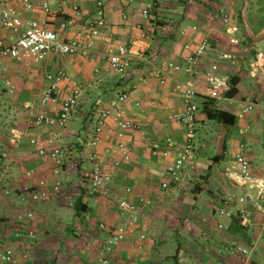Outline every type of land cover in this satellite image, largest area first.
<instances>
[{"label":"crops","instance_id":"1","mask_svg":"<svg viewBox=\"0 0 264 264\" xmlns=\"http://www.w3.org/2000/svg\"><path fill=\"white\" fill-rule=\"evenodd\" d=\"M11 1L22 11L24 21H45L64 40L72 37L71 32L59 27L62 20L72 15L68 0H49L50 17L37 7L25 10L20 0ZM96 1L78 0L83 18L95 12ZM100 1L105 8L106 24L102 38L96 40L90 54L51 53L40 62L0 56L1 79L3 83L10 80L14 85L12 93L5 84L0 89L2 96L9 94L8 99L0 96L2 246L13 250L16 264H96L102 240L109 230L123 221L117 205L119 200L125 199L137 206L140 224L108 254V264H174L175 260L180 264H218L220 261L224 264H264V215L260 208L263 201L257 190L233 185L232 173L222 169H216L214 177L209 172L196 174L199 166L196 150L194 161L184 168L181 180L161 187L167 181V164L184 143L183 130L174 121V116L183 110L181 94L174 89L176 80L191 78L199 91L195 122L199 148L211 145L220 134L226 139L237 122L229 126L210 123L200 109L209 88L206 70L212 63L218 64L221 75L240 77L237 95L217 100L219 109L235 114L239 108L231 110L232 106L253 100L258 103L256 109L264 111V80L249 76L248 63L242 66L249 56L250 44L245 41L238 22L240 0H218V4L209 0ZM149 1L154 7L150 15L143 18L140 8ZM223 13L229 15L227 23L223 21ZM157 19L166 24L156 26ZM246 20L256 36L264 34V0H248ZM193 26L197 27L196 31L192 30ZM230 26L237 28L233 35L227 33ZM182 29L186 30L185 35H181ZM16 38L17 33L0 24L1 41L12 43ZM203 39L207 40L209 49L193 67L192 73L167 70L168 77L161 84L155 74L156 68H165L167 62L183 64L184 43L190 41L195 45ZM257 42L253 41L251 47ZM119 44L138 48V54L131 58L130 67L123 73L112 72L100 57L107 47ZM223 53L230 57L223 58ZM57 71H63L68 80L60 83L55 102L42 105L41 95L49 85L46 75ZM70 81L79 85L81 97L68 115L69 127L35 126L33 119L39 112L58 113ZM123 92L128 93L129 99L115 116L130 119L139 128L125 134V153L110 154L107 149L117 143L116 125L113 117L107 121L96 149L104 155L105 165L112 171L111 191L106 196L93 194L89 190L91 165L88 160L91 131L101 105ZM136 101L139 106H135ZM253 119H247L246 128ZM89 120L91 126L86 125ZM245 130L233 131L229 143L235 144L239 133L245 136L243 141L247 140L253 147L259 141V135L255 131L245 133ZM15 133L20 140L12 143L10 138ZM50 137L56 140L63 153L65 168L62 175L70 178L66 184L62 179L63 185L57 191L53 189L52 162L47 155L39 154L40 149H49L46 139ZM166 138L175 142L170 155L151 156V142L163 143ZM222 143L225 147L226 141ZM244 146L245 143H239L238 152L241 148L244 150ZM244 152L253 175H264V157L259 155L257 148ZM28 171L32 172L31 176L26 174ZM202 176L205 179L202 180ZM40 181L44 183L40 185ZM210 182L215 190L226 189L227 194L247 193L246 205L253 218L251 226L243 228L239 222L232 224L231 221L227 229H219L217 222L207 218L197 221L192 216L197 203L206 201L200 195L206 193ZM31 190L44 191L46 196L32 202L27 194ZM79 196L87 209L76 215L72 204ZM27 211L32 212V218L19 220L18 215ZM211 214L216 216V211L212 209ZM101 224L105 228H101ZM29 230L33 231L32 236L28 235ZM141 234L145 236L143 239ZM167 237L169 245L173 242L171 237L175 242L165 252L162 247L168 243ZM237 246L247 248L249 253L244 255L235 251Z\"/></svg>","mask_w":264,"mask_h":264},{"label":"built area","instance_id":"2","mask_svg":"<svg viewBox=\"0 0 264 264\" xmlns=\"http://www.w3.org/2000/svg\"><path fill=\"white\" fill-rule=\"evenodd\" d=\"M25 10H33L34 7L39 8L47 17H50L51 11L49 7V0H37L34 4L32 0H20ZM71 3L72 15L59 24L60 29L71 32L72 37L69 40H64L54 30L48 27L45 21H38L35 19L24 21L21 17L22 11L17 9L11 0H0V24L4 28L10 29L17 33V38L12 43H4L0 40V56L10 57L17 61L32 60L33 62L42 61L47 55L68 54V55H82L90 54L96 44V40L102 38V30L105 28V8L102 1H96L95 12L83 18L79 10L78 0H68ZM131 1V0H128ZM64 2V1H63ZM154 7L153 2H146L140 8V15L147 18ZM229 15L223 13V21L227 23ZM193 31L197 30L196 26L192 27ZM236 26H230L227 33L235 34ZM181 35L186 34V30L180 31ZM143 36V34H142ZM186 52L184 63L167 62L165 68H156L155 74L159 77V82L163 84L168 77L167 70L181 71L187 75L192 73L193 67L199 63L203 56L209 49V44L206 39L196 43L187 41L183 45ZM254 48L250 45V50ZM138 54V48L126 47L124 45L109 46L100 53L101 59L105 60L112 72L123 73L130 67V61L133 56ZM223 58H229L227 53L222 54ZM248 74L254 79L264 80V52L257 50L252 54L248 62ZM206 76L209 82L207 97L219 100L224 98V93L230 89L228 76L219 73V66L212 63L206 70ZM46 79L49 81L48 87L43 91L40 102L42 105L47 102L56 101V92L59 89L60 83L67 81L68 77L63 71H57L55 74H47ZM5 87L9 93L14 91V85L10 80L4 81ZM69 91L61 101L60 109L55 115H48L39 112L34 116L33 124L35 126H64L67 122L70 111L77 105L81 97V89L75 81H70ZM174 89L180 92L183 99V110L174 116L175 123L180 126L184 133V143L180 151H178L165 168L167 181L161 184L162 188H166L169 183H178L181 180V175L184 168L192 163L195 158V136H196V112L198 111V103L196 97L199 93L194 81L191 78L176 80ZM129 99L126 92L120 93L101 105L98 116L95 120L93 129L91 131V140L88 153V160L90 162L89 174V190L93 194L106 196L111 191L112 171L105 165V157L99 152L96 147L100 143L102 132L107 121L113 117L116 132L115 136L117 143L107 149L110 154L117 152L125 153L124 136L129 131H136L139 125L128 119L119 118L115 116L117 110ZM98 104L101 102L98 101ZM139 106V102L134 103ZM258 103L253 100L241 101L239 109L235 112L238 119L244 118L250 113ZM264 108V101H263ZM20 140L18 134H14L10 141L17 143ZM49 149L42 148L39 150L40 155H47L52 162L51 173L53 176V189L59 190L62 185V171H63V157L60 146L52 137L46 139ZM175 142L171 138H166L163 143L159 141H152L150 146L151 156H169ZM5 156V154H3ZM235 171L231 174V182L233 185L257 190L259 197L263 203L261 212L264 215V175L255 176L252 173L250 161L244 152L243 148L236 153L234 159ZM28 176L32 175L31 171L26 173ZM44 182L40 181L42 185ZM127 191L130 188L126 189ZM29 199L35 202L46 196L44 191H28ZM247 193L235 194L229 193L221 199L220 205L216 211L218 222L216 226L219 229H227L229 222L233 217H237L239 224L243 228L251 226L253 222L252 214L250 213L247 203ZM140 201H143L140 198ZM118 211L123 217V221L116 225L109 234L104 238L99 247V255L96 264H108V254L118 246L129 233H132L134 228L140 224V214L137 206L125 199L118 201ZM31 219L32 212L27 211L25 214H19L18 219ZM101 228H105L103 224ZM19 235V234H17ZM28 235L32 236L33 231L29 230ZM144 234L140 235L143 239ZM233 249V248H232ZM235 251L241 254H248L249 250L243 247H236ZM25 256V255H24ZM0 264H16L14 252L9 247H3L0 239ZM218 264H224L220 261Z\"/></svg>","mask_w":264,"mask_h":264},{"label":"rangeland","instance_id":"3","mask_svg":"<svg viewBox=\"0 0 264 264\" xmlns=\"http://www.w3.org/2000/svg\"><path fill=\"white\" fill-rule=\"evenodd\" d=\"M240 6V5H238ZM251 45V44H250ZM253 48L251 50V53L249 54V56L247 58H245L242 62V66H245L246 63L249 62L250 57H252V54L257 51V50H261L262 52H264V39L258 41L256 44H253ZM248 60V62H247ZM40 65V64H38ZM37 65V66H38ZM144 68V67H143ZM148 70V68H146ZM145 70V68H144ZM0 74H1V67H0ZM3 79H1V75H0V89L2 88L3 85ZM1 98L6 97V99H8L9 94H5L2 96L0 94ZM4 101V99L2 100ZM264 101V100H263ZM219 103H222V101L220 100ZM239 108V106H232L231 110H237ZM249 117H253L254 119L252 120V123L249 124V128H246V124L247 123V119ZM208 122L213 123V124H217L215 121H211L209 120ZM87 126H91L92 125V121L89 120L86 124ZM67 122L64 125V128L67 127ZM69 127V126H68ZM196 128V126H195ZM221 128H223L221 126ZM243 129L245 130V133H251V132H257L258 133V137H259V141L257 143H255V145H253V147H251L252 145L247 144V140L243 141V137L245 139V136H243V134H237V138H235V144H231L229 143V138H232L231 133L234 131H238V129ZM231 133L228 134V137H226V139H223V135H218L219 137H216L215 142L212 143L211 145H208L206 147H201L199 148V144L197 143L196 139H195V150L197 151V156H196V162L199 163V166L196 168V174H203L205 172H209L211 174V176H215L216 174V169H222L223 172H226L228 174H231L235 171V167H233V158L235 153L238 152L239 149V143H245L244 146V150L246 151H250V149H255L257 148L259 155H261L262 157H264V148H263V142H264V111L263 110H258L256 108H254L250 113H248L247 115H245L244 118L241 119H237V122L235 123V125L233 127H231ZM3 131V130H2ZM244 133V135H245ZM226 141V145L225 147H223V143ZM228 141V142H227ZM242 141V142H241ZM63 155V153H62ZM214 156H218L220 157V159L217 162L213 161V157ZM209 165H211V167L209 168ZM63 174V171H62ZM62 179L64 181V184L67 183L68 179H70L68 177V175L63 176L62 175ZM63 185V184H62ZM210 186H205L206 189V193H202L200 196L202 197V199L205 198V202L201 203H197V208H195L192 216L196 218L197 221H202V219H209L211 222L214 221V223L216 224V222H218V218L217 216H215V214H211V210H215L217 211L221 200H219V197L221 195V198H223L224 196L227 195V190L226 189H220L219 191L215 190V188L213 187V184H211V182L209 183ZM208 189L211 190V193L208 192ZM169 237H167L168 239ZM173 242L172 245H169V239H168V243H165L162 247V249L167 252L169 251L168 247H172L174 245V238L171 237Z\"/></svg>","mask_w":264,"mask_h":264},{"label":"trees","instance_id":"4","mask_svg":"<svg viewBox=\"0 0 264 264\" xmlns=\"http://www.w3.org/2000/svg\"><path fill=\"white\" fill-rule=\"evenodd\" d=\"M209 1H212L216 4H218V0H209ZM242 6H243V0H240V7H239L238 12H237L238 22L241 26L242 35H243L245 41L249 44H252L253 40L250 37H248V35L245 32L244 26H243V22H242V18H241ZM207 7H209V6H207ZM164 24H166V22L161 21L160 19H157L155 25L156 26H162ZM153 33H155V31ZM250 53H251V50L249 49V51L247 52V55H249ZM146 55H148V53H146ZM228 79H229V83H230V89L224 93V97L225 98H233L238 93V83L240 81V77L236 74H233V75L231 74L228 76ZM216 102H217V100L209 98V97L203 98V100L200 104L201 105L200 109H201L202 113L205 115L206 119L211 120V121H215L216 123H220V124L225 125V126L233 125L237 120L236 115L231 113V112L219 109L216 106ZM212 159H213V161H216L219 159V157L214 156ZM64 168H65V163L63 160V169ZM201 179L202 180L205 179V176H202ZM199 184L200 183L196 184V187H198ZM72 207H73L74 213L76 215L84 213L87 209L86 204L82 202V199L80 196L77 197V199L73 202ZM238 222H239L238 218L233 217L232 224H235ZM174 264H180V263L177 262V260H175ZM249 264H254V263L250 262Z\"/></svg>","mask_w":264,"mask_h":264},{"label":"water","instance_id":"5","mask_svg":"<svg viewBox=\"0 0 264 264\" xmlns=\"http://www.w3.org/2000/svg\"><path fill=\"white\" fill-rule=\"evenodd\" d=\"M247 2H248V0H243V6H242V9H241V18H242V22H243V26H244L246 34L248 35V37H250L253 41L256 42V41L264 39V34L256 36L253 33L252 29L250 28V26H249V24H248V22L246 20Z\"/></svg>","mask_w":264,"mask_h":264}]
</instances>
